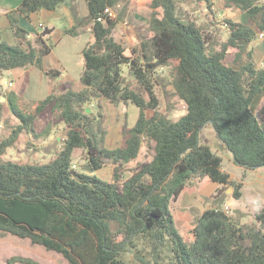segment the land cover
Segmentation results:
<instances>
[{"label":"trees","instance_id":"16d2710c","mask_svg":"<svg viewBox=\"0 0 264 264\" xmlns=\"http://www.w3.org/2000/svg\"><path fill=\"white\" fill-rule=\"evenodd\" d=\"M66 1L22 0L7 14L16 44L0 41V79L5 71L28 67L50 79L59 76L42 63L51 47L40 37L49 30L23 44L27 34L19 27L18 16L54 11ZM85 1V22L91 24L94 41L82 50L84 89L53 93L27 114L11 105L13 94L5 96L19 124L0 142V236L28 240L60 254L69 264H128L127 254L133 256L134 264H264V205L255 215L257 225H245L217 206L223 202L220 198L197 218L190 243L183 240L170 212L171 202L195 178L232 187L233 199L242 197V184L222 171L221 157L201 142L205 125L212 127L244 172L264 167V115L251 108L253 100L264 93V62L258 69L252 51L244 53V45L264 32V0H225L227 6L246 13L248 22L225 19L228 35L221 43L212 32L204 33L185 18L178 0H150L148 32L128 56L112 37L118 20L106 18L109 10H117L125 0ZM194 1L205 3L211 12L210 0ZM157 9L162 10L160 19ZM100 17L105 20L98 22ZM80 26L76 23L65 33L75 36ZM230 50H235L234 62L245 59L240 68L225 63ZM169 63H174V94L186 106L185 115L177 121L161 115L147 117L159 105L157 70ZM123 67L128 68L127 76ZM100 99L139 110L135 125L123 131L121 148L102 146L101 106L97 104V115L87 113L91 103ZM46 111L56 113L66 128L57 156L44 165L3 160L20 134L30 133L36 118ZM144 142L152 145V159L121 181L124 167L137 159ZM78 149L86 151L80 171L72 168ZM106 160L114 168L111 182L93 175ZM16 260L11 258L9 264Z\"/></svg>","mask_w":264,"mask_h":264},{"label":"rangeland","instance_id":"374dc122","mask_svg":"<svg viewBox=\"0 0 264 264\" xmlns=\"http://www.w3.org/2000/svg\"><path fill=\"white\" fill-rule=\"evenodd\" d=\"M144 1L147 2V0H140L139 2L125 0L120 2L117 7L115 19L118 20V31L116 30L114 34L115 38L121 41L128 38V40L124 42L126 49L131 50L132 48H137L132 47V36L136 35L137 37V34L142 36L148 32L152 10L148 2L145 3V5L142 4ZM181 1L182 0L177 1V7L180 9L183 16L185 15V18L195 22L204 33L212 32L218 42L221 43L227 39L228 31L225 27V19L213 18L211 12H208L205 3L185 0L186 4L181 5ZM155 15L160 19L162 17V10L157 9ZM129 17H132V19H129ZM257 42L258 36L254 40V45ZM253 50V45H249L244 53L248 51L253 52ZM228 54L225 63L233 68H240L245 59L241 58L239 62H234L235 50H230ZM261 62L263 63L264 59L262 61L261 58L259 59L256 64L258 69L263 67ZM173 67L174 63H169L167 66L157 70L155 94L158 97L159 105L156 111L147 112L148 116L161 115L171 121H177L186 113L185 104L174 94L172 86ZM127 71L128 68L123 67V73L126 76L128 74ZM70 75L76 76V74H72V72H70ZM12 79H16L12 73H4L0 79V142L5 140L19 124V121L10 111V103L4 98V96L8 94H14L12 90H16L15 87H17L18 82L15 87L8 86V82ZM15 92L19 93V91ZM263 99L264 95L261 94L253 100L251 108L254 113L258 112L260 115H264ZM14 100L15 103L11 102V105L13 107L17 106L18 109L25 114L30 113L34 107V104L31 102H26L22 99L17 100L16 98H14ZM79 110L82 112L83 109L80 108ZM91 111L92 116L97 115L96 106L92 108ZM48 113L49 111H46L43 116L37 117L34 121L32 127L35 128L37 132L35 133L36 135L34 136V132L26 133L23 131L18 141L11 148L6 150V155H4L3 160L18 164L44 165L51 161L50 159H46L49 158L45 156L46 151L51 153L52 158L57 156L58 152L63 148V141L59 140L57 142L56 138H65L66 128L56 113L51 115ZM112 117H114V121H117L116 115H109V120L112 119ZM261 127L264 130V121L261 123ZM94 128L97 130L96 126H94ZM25 134H28V136ZM50 135H53L51 143L49 140L50 138H48ZM200 138L202 143L209 146L212 152L221 157L222 171L228 173L230 179L234 182L242 184V197L240 200L233 199L232 187H220V189H218V187L216 190H213V185H219L210 183L207 178L192 179L185 188L183 197H178L175 202H171L170 204V212L173 216L175 226L183 237V240L187 243L193 240L191 232L197 218L202 212L215 206V203H217L216 201L220 198L223 199V202L222 204H217V206L220 205L222 210L227 206L228 213L226 215L234 218L240 224L245 225H257L254 222L255 215L264 205V167L244 172L240 167L235 165L232 155L217 139L210 125H205L203 127ZM27 139H29L31 143L25 145ZM47 141L50 143L49 146H47L48 143L45 144V147L41 145L43 142ZM152 157V145L150 146L149 143L144 142L140 151L138 163L124 167L121 181L129 178L138 165L143 162H149ZM73 160V164L76 166L75 169L80 171L86 162V151L84 149L76 150ZM113 170L114 168L111 162L106 160L104 166L99 171L94 172L93 175L103 181L111 182ZM219 190L221 191L219 192ZM11 258H17L15 262H12L13 264H30L19 261V259H27L37 264H69L60 254L48 252L40 246H33L28 240H20L9 235L0 236V264H9ZM124 260L128 262V264H134L131 254L125 255Z\"/></svg>","mask_w":264,"mask_h":264},{"label":"crops","instance_id":"0c3cea01","mask_svg":"<svg viewBox=\"0 0 264 264\" xmlns=\"http://www.w3.org/2000/svg\"><path fill=\"white\" fill-rule=\"evenodd\" d=\"M134 1L139 2L140 0ZM21 2L22 0H0V41H3L9 45H15L16 39L11 29L7 14L15 11L19 7ZM147 2L150 4V0H147ZM147 2L144 1L142 4L145 5V3ZM210 2L212 4L211 16L213 18L228 19L233 22H241L247 24V14L241 12L238 8L227 6L225 4V0H210ZM181 3V5L186 4L185 0H182ZM87 17L88 7L85 0H68L66 1V3L59 6L54 11L40 10L35 13L29 14L27 17L21 15L18 16V25L27 34V37L26 39H24L23 44L27 41L32 42L39 36H42V30L39 28V25L49 30L48 35H43L42 37H40L46 45L51 47L50 52L43 58L42 63L45 68L59 72V76L55 79H50L45 76L41 70L35 67L5 71L3 72V74L12 73L16 78L10 81L13 87H15L16 83L18 82L17 87H15V91H19V93H16L13 90L12 92H14V94L11 93L14 95V98H16L17 100L22 99L23 101L36 104L37 102L44 100L53 93L62 94L67 90L78 92L84 89V84L81 80L85 68L82 50L88 44H91L94 41L93 35L91 33V24L85 22L87 20ZM129 19H132V17H129ZM76 23L81 25L77 31V34L75 36L66 34L65 31L72 28ZM117 29L118 24L113 29L112 37L116 42L121 43V45L125 49V55L128 56L129 54H131V50L136 48H132L131 50L126 49L124 46V42L127 41L128 38H126L124 41L115 38L114 32ZM137 37L136 35L132 36V47H138L139 38L141 37V35L137 34ZM249 45H253L254 47L252 54L255 64H257L260 58L261 61L264 59V37H258V42L255 45L254 41L244 45L245 49ZM70 72H72V74H76V76L70 75ZM4 98L6 99L5 96ZM97 104L101 106L104 115L103 128L105 134L102 141L103 148L107 150H113L123 147V131L126 128L130 129L135 125L139 116L138 108L131 104H120L118 106H113L105 99H100L99 101L91 103V110L95 106L97 107ZM91 110L87 109V113L92 112ZM109 115H116L117 121H114V117L109 120ZM147 117L151 116L147 115ZM31 132H34V136L36 135L35 133H37L35 131V128H33ZM25 135L28 136V134ZM52 137L53 135H50L48 137L50 138V143ZM59 140L63 141L64 138H56L57 142ZM25 143V145H27L31 142H29V139H27ZM46 143H48V141L40 144L44 145L45 147ZM50 143H48L47 146H49ZM45 156L49 157L46 159H54L52 158L51 153L47 151L45 152ZM138 161L139 156L136 160L128 163L126 166L130 164H137ZM212 187H214L213 190H216L218 187V189H220L221 186L213 185ZM183 193L184 191L180 194L179 197H183Z\"/></svg>","mask_w":264,"mask_h":264},{"label":"built area","instance_id":"2783aa9c","mask_svg":"<svg viewBox=\"0 0 264 264\" xmlns=\"http://www.w3.org/2000/svg\"><path fill=\"white\" fill-rule=\"evenodd\" d=\"M116 12H117V10H109V11L107 12V14H106V18H108V19H110V20H114V19L116 18ZM104 20H105V17H100V18L97 19L98 22H102V21H104ZM39 28H40L42 31H45V28H44L43 26L39 25ZM257 36H258L259 38L264 37V32H259V34H258ZM8 86H12V83L10 82V83L8 84ZM72 168L75 169L76 166H75V165H72ZM227 211H228V207L225 206V207H224V212H225V214L228 213Z\"/></svg>","mask_w":264,"mask_h":264},{"label":"clouds","instance_id":"9594fccd","mask_svg":"<svg viewBox=\"0 0 264 264\" xmlns=\"http://www.w3.org/2000/svg\"><path fill=\"white\" fill-rule=\"evenodd\" d=\"M43 32V31H42ZM74 165V164H73Z\"/></svg>","mask_w":264,"mask_h":264}]
</instances>
